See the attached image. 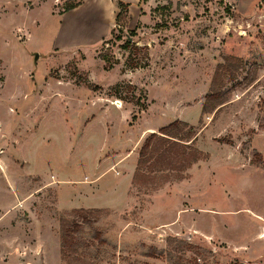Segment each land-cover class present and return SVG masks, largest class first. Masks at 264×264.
<instances>
[{"label": "rangeland", "instance_id": "rangeland-1", "mask_svg": "<svg viewBox=\"0 0 264 264\" xmlns=\"http://www.w3.org/2000/svg\"><path fill=\"white\" fill-rule=\"evenodd\" d=\"M86 1L0 0V264H264V0H143L118 24L89 0L65 24ZM177 121L201 160L134 184Z\"/></svg>", "mask_w": 264, "mask_h": 264}, {"label": "trees", "instance_id": "trees-1", "mask_svg": "<svg viewBox=\"0 0 264 264\" xmlns=\"http://www.w3.org/2000/svg\"><path fill=\"white\" fill-rule=\"evenodd\" d=\"M79 5L71 6L66 9V12L78 8ZM119 12L116 15V22L121 23L128 19L129 4L122 1L117 2ZM232 61L228 60L227 70L230 68ZM222 67V66H219ZM221 69L218 71L220 72ZM215 74L213 80L214 88L217 91L221 88V75ZM223 97L218 94L207 97L202 113L204 115L211 114L217 108L223 105ZM198 133L196 129L184 122H174L166 128H163L159 133L151 134L144 142L136 167V172L133 177V183L136 184L139 180L153 181L151 178L156 172H166V183L171 177L176 180L183 181L187 179V171L201 160V152L194 148V143L197 141ZM91 213V212H90ZM82 218L86 219L84 215ZM73 228L62 226L63 231V256L70 255L73 252L74 237L72 236L75 228H79L77 223L72 225Z\"/></svg>", "mask_w": 264, "mask_h": 264}, {"label": "crops", "instance_id": "crops-1", "mask_svg": "<svg viewBox=\"0 0 264 264\" xmlns=\"http://www.w3.org/2000/svg\"><path fill=\"white\" fill-rule=\"evenodd\" d=\"M89 0H87L83 5L79 6L78 8L68 12V13H65L62 18H63V21H65L64 23L66 24V22H70V19L72 20V16H75L76 18L78 17V15H80L83 10V7L84 5L88 2ZM107 1V6L109 5V8L112 7V12H113V19H112V24H114L115 20H116V15L118 13V9H117V6L113 3V0H106ZM122 1L123 3H126V4H129L130 5V8H129V15L132 19V15H131V12L132 10L134 9V7H138V11L140 13L141 11V6L139 7L141 1L143 0H120ZM80 20V19H79ZM82 22V20H80ZM64 24V25H65ZM81 25L80 23H76V22H73V23H69L68 25H66L64 28V32L66 33V38L68 39V37H74V34H77V36H85V34H80L79 35V31H80V28H81ZM67 31V32H66ZM106 35V34H105ZM106 36H104L105 38ZM101 38V37H100ZM99 38V39H100ZM103 38V37H102ZM89 42V41H88ZM200 211H197V208L193 207L192 205H190L189 207H184L183 205V211H181V213H179L178 215V219L179 221L181 220L182 218V215H183V221H185L183 223V225L186 227V228H191L193 227V230L195 231H199L200 227L199 225L197 224V218H198V215ZM177 218V217H176ZM173 219L169 224H173V225H176V223H179L178 220ZM203 233V232H202ZM205 234V233H204Z\"/></svg>", "mask_w": 264, "mask_h": 264}, {"label": "water", "instance_id": "water-1", "mask_svg": "<svg viewBox=\"0 0 264 264\" xmlns=\"http://www.w3.org/2000/svg\"><path fill=\"white\" fill-rule=\"evenodd\" d=\"M38 58H39V56L36 55V56H35V60H38Z\"/></svg>", "mask_w": 264, "mask_h": 264}]
</instances>
